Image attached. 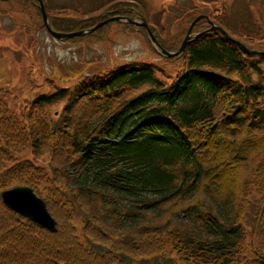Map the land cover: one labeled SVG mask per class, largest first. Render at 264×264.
Instances as JSON below:
<instances>
[{
  "label": "trees",
  "instance_id": "obj_1",
  "mask_svg": "<svg viewBox=\"0 0 264 264\" xmlns=\"http://www.w3.org/2000/svg\"><path fill=\"white\" fill-rule=\"evenodd\" d=\"M5 2L31 8L32 24L45 27L37 0ZM45 6L63 33L143 12L134 0L82 15ZM210 19L264 52V36L236 34L227 11ZM114 24L148 43L143 26L122 22L65 41L107 43ZM150 27L168 51L187 33ZM194 33L173 57L149 45L164 63L48 73L50 89L19 103L0 86V264H264V54L207 19ZM51 181L53 194L43 187ZM18 186L46 202L55 231L5 204L2 192ZM61 197L69 216L53 207Z\"/></svg>",
  "mask_w": 264,
  "mask_h": 264
},
{
  "label": "rangeland",
  "instance_id": "obj_2",
  "mask_svg": "<svg viewBox=\"0 0 264 264\" xmlns=\"http://www.w3.org/2000/svg\"><path fill=\"white\" fill-rule=\"evenodd\" d=\"M44 1L49 9H52L51 11L53 8L68 7L82 15L85 14L84 11L101 10L104 5L117 0ZM136 1L143 9L140 14H143L150 24H157L160 26L159 28H163L164 34L167 35L165 37H175L178 32L187 30L185 22L192 21L199 13H207L212 18L222 16L223 11H227V22L225 23L236 34L244 28H248L250 31L254 30L258 37L264 36V0H216L212 3H206L205 0L201 2L198 0ZM8 3L5 0H0V86L8 88L17 103L49 90L50 85L46 77L51 75L48 73L64 74L68 71H75L85 74L92 67L96 68L90 71L111 68L115 64L120 65L138 59L164 63L159 56L153 53L154 49L163 57L153 46L149 36L148 43L143 42L136 34L128 33L114 24L111 28L108 26L104 29L110 40L107 43L71 44L55 39L49 34L46 27L32 24L34 21L40 22V19L35 17L31 8L26 13L21 10L18 2ZM230 29L228 30L233 33ZM261 30L262 32H257ZM169 63L171 64L169 68L180 66L181 60L175 59ZM74 77L76 76L55 75L54 79L65 84L68 79ZM56 186L59 187L52 181L43 184L46 192L47 189L52 188L51 194L56 192ZM44 194L46 195V193ZM64 202V197L58 198L53 203V207L60 210L61 215L69 216L65 210L70 208ZM73 220L76 225L80 226L81 223L77 217H74Z\"/></svg>",
  "mask_w": 264,
  "mask_h": 264
},
{
  "label": "water",
  "instance_id": "obj_3",
  "mask_svg": "<svg viewBox=\"0 0 264 264\" xmlns=\"http://www.w3.org/2000/svg\"><path fill=\"white\" fill-rule=\"evenodd\" d=\"M38 1L40 2V7H41V11H42L43 18H44V23L46 25L47 30L51 33L52 36H54L58 40L71 39L75 36H85L90 33H93L94 31H96L97 29H99L100 27L108 23L109 21H120V22L137 24V25L143 26L146 29L155 49L159 53H161V55L166 56V57H173L183 52L186 49L187 44L193 37L192 31L196 23L202 18H208L207 15H200L199 17H197L195 21L191 24L188 30V33L185 39L183 40L180 48L175 51H167L165 49L159 48L158 39L152 32L149 26V23L147 22L146 18L143 15L138 16L137 19H132L126 16H113L110 19L98 22L97 24H95L93 27L89 29H83L80 31L72 32V33H63V32L56 31L51 27L47 12L44 6V2L42 0H38ZM211 24H212V27H211L212 30L219 29L220 31L223 32L225 36H227L228 38H230L231 40L235 42L240 43L246 52L252 53V54L254 53L264 54V52H257V51L250 50L241 42L232 39L230 35L227 33V31H225L224 29L215 25L213 22H211ZM2 197H3L5 204L9 208L29 217L30 219L36 221L37 223L45 226L49 230L55 231L57 229L56 221L49 213L46 203L41 198L38 197V195L34 192L32 188L25 187V186L14 187V188L3 191Z\"/></svg>",
  "mask_w": 264,
  "mask_h": 264
}]
</instances>
